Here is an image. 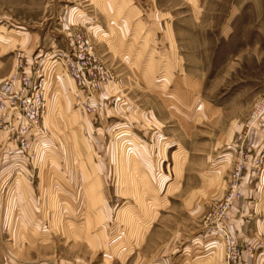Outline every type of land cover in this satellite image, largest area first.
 <instances>
[{
  "label": "rangeland",
  "instance_id": "374dc122",
  "mask_svg": "<svg viewBox=\"0 0 264 264\" xmlns=\"http://www.w3.org/2000/svg\"><path fill=\"white\" fill-rule=\"evenodd\" d=\"M73 33L111 75L90 110ZM18 54L55 112L35 162L0 131V264H228L227 236L264 264V0H0V83Z\"/></svg>",
  "mask_w": 264,
  "mask_h": 264
},
{
  "label": "built area",
  "instance_id": "2783aa9c",
  "mask_svg": "<svg viewBox=\"0 0 264 264\" xmlns=\"http://www.w3.org/2000/svg\"><path fill=\"white\" fill-rule=\"evenodd\" d=\"M17 57L15 68L0 83V131L14 140L15 160L32 163L37 159L34 134L45 129L43 119L47 113V85L42 68L37 67L40 65L37 56L30 63L22 62L21 54ZM55 62L61 63L76 88L84 92L81 103L90 110V101L111 80L94 45L82 35L73 33L69 47L57 53L53 59ZM263 113L264 96L255 102L252 117H259ZM250 251V247L243 248L231 236H227L224 259L228 264H236L243 252Z\"/></svg>",
  "mask_w": 264,
  "mask_h": 264
},
{
  "label": "crops",
  "instance_id": "0c3cea01",
  "mask_svg": "<svg viewBox=\"0 0 264 264\" xmlns=\"http://www.w3.org/2000/svg\"><path fill=\"white\" fill-rule=\"evenodd\" d=\"M49 86V87H48ZM47 87L50 88V85H48ZM53 112H55V97L54 95H52L50 92L48 93V110H47V115H52ZM249 259L242 257L241 261L239 262V264H249ZM217 264H222L220 262V260L218 259Z\"/></svg>",
  "mask_w": 264,
  "mask_h": 264
}]
</instances>
